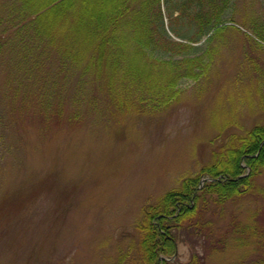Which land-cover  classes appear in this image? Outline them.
<instances>
[{"label":"rangeland","instance_id":"rangeland-1","mask_svg":"<svg viewBox=\"0 0 264 264\" xmlns=\"http://www.w3.org/2000/svg\"><path fill=\"white\" fill-rule=\"evenodd\" d=\"M9 5L15 0H0V20ZM227 17L228 28L210 42L218 55L207 80H182L183 97L149 114L111 111L95 84L80 87L75 73L55 74L52 54L21 59L22 47L7 41L15 37L0 33V264H113L137 247L135 222L147 203L209 164L230 132L264 120L250 70L255 63L264 75V40L251 26L264 23V0H232ZM210 34L196 44L204 49ZM44 95L52 106L41 103ZM57 103L63 117L49 118ZM260 203L247 195L206 206L210 227L177 231L173 264L195 255L199 264H253L256 251L226 230L235 220L264 221ZM210 228L228 239L225 247L212 248Z\"/></svg>","mask_w":264,"mask_h":264},{"label":"trees","instance_id":"trees-1","mask_svg":"<svg viewBox=\"0 0 264 264\" xmlns=\"http://www.w3.org/2000/svg\"><path fill=\"white\" fill-rule=\"evenodd\" d=\"M163 1L173 34L166 27ZM231 1L15 0V5L8 6L6 18L0 20V33L15 37L7 41L16 40L22 47L21 59L28 60L34 53L37 58L52 54L57 63L55 74L66 78L75 73L80 87L95 84L111 111L149 114L165 110L183 97L182 80H207L218 55V47L210 42L228 28ZM251 26L264 40V23L253 19ZM209 33L202 49L196 43ZM28 63L34 70L38 61ZM250 66L259 78L258 104L264 109V75L255 63ZM9 94L15 99V91ZM96 96H90L93 103ZM41 98L42 104L52 106L50 97ZM32 101L45 112L37 99ZM54 108L57 111L49 118L63 117L58 103ZM77 115L74 111L66 118ZM204 176L211 179L201 185ZM247 195L264 203V120L242 132H230L213 150L209 164L181 177L178 187L147 203L135 222L137 247L121 251L113 264H173L177 231L187 226L210 227L203 221L206 206L222 207ZM215 233L210 228L213 249L221 242L225 247L231 238L239 246L251 245L257 253L253 264H264V221L235 220L226 230L227 238L214 237ZM189 264H199L198 255Z\"/></svg>","mask_w":264,"mask_h":264}]
</instances>
